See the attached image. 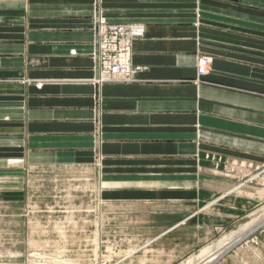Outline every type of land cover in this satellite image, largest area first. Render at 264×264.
I'll return each instance as SVG.
<instances>
[{"label": "crops", "instance_id": "0c3cea01", "mask_svg": "<svg viewBox=\"0 0 264 264\" xmlns=\"http://www.w3.org/2000/svg\"><path fill=\"white\" fill-rule=\"evenodd\" d=\"M101 20L145 30L131 81L97 80ZM45 167L189 212L168 231L263 199L264 0H0V175Z\"/></svg>", "mask_w": 264, "mask_h": 264}, {"label": "rangeland", "instance_id": "374dc122", "mask_svg": "<svg viewBox=\"0 0 264 264\" xmlns=\"http://www.w3.org/2000/svg\"><path fill=\"white\" fill-rule=\"evenodd\" d=\"M200 59L206 64L200 66ZM210 61L199 57L202 76ZM254 169L235 178L259 179L264 188V167ZM101 173L56 167L2 173L0 264H187L255 218L262 223L213 264H264V198L251 206L237 198L228 205L221 200L216 216L168 231L189 212L177 204L111 199Z\"/></svg>", "mask_w": 264, "mask_h": 264}, {"label": "built area", "instance_id": "2783aa9c", "mask_svg": "<svg viewBox=\"0 0 264 264\" xmlns=\"http://www.w3.org/2000/svg\"><path fill=\"white\" fill-rule=\"evenodd\" d=\"M145 32L141 26L121 25L101 20L97 27L98 81H131L136 71L131 64L132 42ZM200 66L206 60L200 59ZM200 76L205 71L200 68Z\"/></svg>", "mask_w": 264, "mask_h": 264}, {"label": "bare ground", "instance_id": "6f19581e", "mask_svg": "<svg viewBox=\"0 0 264 264\" xmlns=\"http://www.w3.org/2000/svg\"><path fill=\"white\" fill-rule=\"evenodd\" d=\"M255 223H257V225ZM261 223L262 222H260V220H258L257 218H255L253 221L247 222L246 224L241 226L239 230L224 236L221 240L218 241L216 245L203 249L198 256L189 259L187 264H213L220 256H222L225 252H227L235 243H237L239 240L245 237L251 231V228L254 229V227L258 226Z\"/></svg>", "mask_w": 264, "mask_h": 264}]
</instances>
